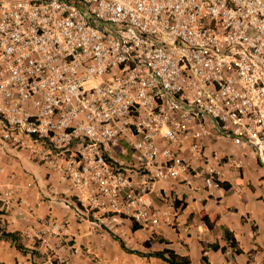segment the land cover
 Returning <instances> with one entry per match:
<instances>
[{"label":"built area","instance_id":"2783aa9c","mask_svg":"<svg viewBox=\"0 0 264 264\" xmlns=\"http://www.w3.org/2000/svg\"><path fill=\"white\" fill-rule=\"evenodd\" d=\"M207 122L252 150L264 188V0H0V148L55 174L50 198L79 218L157 227L148 195L193 171L182 147L201 160ZM13 208L31 209L10 184ZM68 236L49 218L22 239Z\"/></svg>","mask_w":264,"mask_h":264},{"label":"crops","instance_id":"0c3cea01","mask_svg":"<svg viewBox=\"0 0 264 264\" xmlns=\"http://www.w3.org/2000/svg\"><path fill=\"white\" fill-rule=\"evenodd\" d=\"M206 125L210 137L201 140L202 159L187 151L189 139L184 142L181 156L187 159L193 171H199L202 162H207L214 169L217 182L228 187L206 188L205 176H192L193 171L176 182L155 183L148 195L147 206L160 212L167 211L168 215L161 216L157 227L151 230L114 215L98 220L79 218L71 206L59 205L50 198L49 188L60 194L65 189L55 174L47 173L19 152L0 148V192L10 184L14 185L18 197L31 208L26 211L14 207L0 215V231L19 234L23 246L37 253L22 254L8 240L0 239V264H50L52 257L61 264H167L152 255L162 251H171L187 258L190 264H199L202 246L211 245L218 249H206L208 264H264L261 170L250 148L235 147L210 122ZM118 159L125 160L126 156L119 155ZM233 162H239V167ZM158 195L168 198L171 209ZM49 218L67 225L66 243L48 238L46 246L32 245L22 239L24 228L32 220ZM223 229L231 232L238 254L223 240ZM112 236L131 253L122 250Z\"/></svg>","mask_w":264,"mask_h":264},{"label":"trees","instance_id":"16d2710c","mask_svg":"<svg viewBox=\"0 0 264 264\" xmlns=\"http://www.w3.org/2000/svg\"><path fill=\"white\" fill-rule=\"evenodd\" d=\"M217 185L221 186L222 188L228 187V185L225 183H217ZM135 228H136V226H135V224H133V229H135ZM112 237L115 241H117V243L119 244V246L122 250L131 253V251L126 250L124 248L122 242L117 237H115V236H112ZM222 238L224 241H226L228 246L234 250L235 254L239 253V250L236 246V243L233 239V236L229 230H227V229L222 230ZM0 239L8 240L13 245V247L17 251L21 252L22 254L30 253L31 255L32 254L37 255V253L34 250H28L23 246V244L20 242L21 237L17 233H5L3 231H0ZM202 247L203 248L201 250V258H200L199 264H208L207 260H206V254H205L206 249L210 248L211 250H217L218 247L216 245H211L209 247H206V246H202ZM133 253L139 254L137 252H133ZM152 255L156 258L161 259L162 261L166 262L167 264H190V262L187 258L177 256L174 253H172L171 251L156 252V253H153ZM50 264H61V263L58 262L56 260V258L52 257V258H50Z\"/></svg>","mask_w":264,"mask_h":264}]
</instances>
